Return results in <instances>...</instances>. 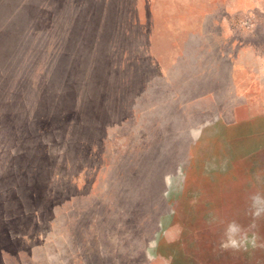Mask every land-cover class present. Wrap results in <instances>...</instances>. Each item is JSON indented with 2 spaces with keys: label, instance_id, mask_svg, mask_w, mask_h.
I'll use <instances>...</instances> for the list:
<instances>
[{
  "label": "rangeland",
  "instance_id": "obj_1",
  "mask_svg": "<svg viewBox=\"0 0 264 264\" xmlns=\"http://www.w3.org/2000/svg\"><path fill=\"white\" fill-rule=\"evenodd\" d=\"M0 264H264V0H0Z\"/></svg>",
  "mask_w": 264,
  "mask_h": 264
}]
</instances>
